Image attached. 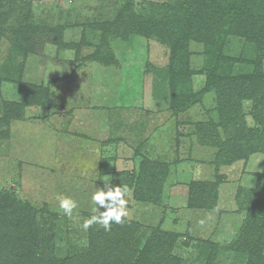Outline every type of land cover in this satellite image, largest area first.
<instances>
[{"label": "rangeland", "instance_id": "obj_1", "mask_svg": "<svg viewBox=\"0 0 264 264\" xmlns=\"http://www.w3.org/2000/svg\"><path fill=\"white\" fill-rule=\"evenodd\" d=\"M127 1L0 0V13L12 11L0 29V63L20 38L11 24L28 2L30 17L49 31L32 38V52L17 58L22 78L43 86L47 95L30 100L9 126L0 121V191L11 190L30 206L42 258L67 257L88 245L90 227L82 225L95 214L96 188L121 171L136 177L144 162L153 171L143 166V172L157 186L143 191L148 200L129 188L122 219L140 223L147 233H172V255L182 264H203L205 240L226 246L250 213L264 216V148L257 140L264 132V103L254 106L252 97L242 98L237 121L224 105L222 81L204 90L203 43L191 42L189 63L178 66L179 60L171 63V44L155 34L128 32L103 40L99 26ZM170 1L132 0L131 15L159 19ZM96 51L103 59L92 57ZM220 53L224 65L217 78L250 83L257 82L256 69L264 73V58L241 35L227 36ZM0 75L2 119L4 104L19 97L7 74ZM235 130L241 131V143L221 149L220 141ZM252 196L260 206L250 211ZM63 198L76 201L70 218L59 210ZM5 228L10 231L11 223ZM216 255V264L234 257Z\"/></svg>", "mask_w": 264, "mask_h": 264}, {"label": "trees", "instance_id": "obj_2", "mask_svg": "<svg viewBox=\"0 0 264 264\" xmlns=\"http://www.w3.org/2000/svg\"><path fill=\"white\" fill-rule=\"evenodd\" d=\"M10 1L12 0H8ZM19 1L24 4V0ZM131 4L132 0H128L112 20L99 26L103 30V40L105 36L115 37L128 32L146 36L155 34L162 41L171 44V63L179 60L178 66L181 63H189L188 49L191 42L203 43L207 55L204 61L206 63L204 90L216 87V83L222 81L223 88L220 84L218 88L221 92L223 90L224 105L235 112L232 116L237 121L240 118L237 111L241 110L242 98L252 97L254 106L264 103V88L255 90V87L264 85V73L260 69H256L258 73L254 75L257 82L250 83L230 76L220 79L214 75L224 65L220 63L222 57L219 54L225 38L229 35L243 36L254 44L260 58H264V0H171L163 5L164 14L159 19L145 16H140L139 19L131 15ZM11 13L12 11L8 9L5 13H0V29L4 28ZM14 19V21L18 20V23L11 24L14 26L12 30L19 32L17 37L20 38L12 41L8 53L0 63V74H7L4 79L15 84L14 93L19 97L18 102L10 101L4 104L6 110L0 121H5L7 126L18 118L19 114L24 113V106L29 105L30 100L36 102L47 95V90L43 86L22 78L23 73L18 70L17 58L22 53L32 52L36 45L35 42H30L32 38H39L49 31L46 26L36 24L30 17L29 2L24 5V10L23 7L19 9ZM59 30L54 35L58 36L61 32ZM58 38L59 36L57 37L59 41ZM92 57L103 59L101 52L98 51ZM188 72L184 77L188 76ZM2 80L0 75V84ZM191 84L192 81H187L188 86ZM256 93H260L262 98H255ZM261 121L264 126V114ZM236 130L233 137L220 141L221 149L235 150L236 145L241 143V131ZM257 140L261 144L260 148H264V132ZM143 163L136 177L133 172L130 174L121 171L117 173V177L101 184L100 188L105 184L127 186L128 189L133 188L137 198L150 199L149 194L145 193H148L149 188L155 189L157 184L152 183V175L149 177L145 175L142 168L144 166V171L146 168L153 171L152 167ZM143 177L149 178L150 181ZM259 206L260 201L257 198L253 196L249 198L250 211ZM0 217V264H182L180 259L172 255L176 236L159 229L147 233L140 223L125 219L122 224L113 223L108 232L97 224L92 225L89 228L88 245L82 252L62 258L44 259L39 254V237L31 208L21 201L15 192L0 191ZM248 219L236 238L226 246L220 247L214 242L205 240L201 250V252L206 251L203 264H216L217 251L228 252L234 256L228 264H264V216L250 213ZM9 222L12 228L7 232L5 223Z\"/></svg>", "mask_w": 264, "mask_h": 264}, {"label": "clouds", "instance_id": "obj_3", "mask_svg": "<svg viewBox=\"0 0 264 264\" xmlns=\"http://www.w3.org/2000/svg\"><path fill=\"white\" fill-rule=\"evenodd\" d=\"M91 197L93 215L84 221L82 227L87 230L94 224H98L108 232L113 223L122 224L123 217L127 216L125 197L129 193L127 186H110L105 184L103 188L97 187ZM77 207L76 201L71 198L59 200V210L66 217H71ZM103 209V210H101Z\"/></svg>", "mask_w": 264, "mask_h": 264}]
</instances>
